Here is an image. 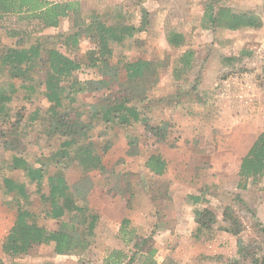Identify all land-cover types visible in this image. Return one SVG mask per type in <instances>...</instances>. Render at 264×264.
Here are the masks:
<instances>
[{
	"label": "rangeland",
	"instance_id": "1",
	"mask_svg": "<svg viewBox=\"0 0 264 264\" xmlns=\"http://www.w3.org/2000/svg\"><path fill=\"white\" fill-rule=\"evenodd\" d=\"M79 1L85 15L96 12L104 18L106 16L109 23H112L116 13L125 12L126 19L123 21L139 26L141 8L148 11V23L141 32L126 37L122 44H112V61L115 63L121 57L133 59L142 56L156 62L159 80L149 91V98H155V101L152 103L153 110L147 113L149 118L169 122L172 129L165 141H158L141 126L132 128L133 135L140 138L135 154L128 152L126 128L119 130L117 136L106 134L103 140L96 139V148L104 155L109 171L89 172L93 185L87 189V203L100 219L94 242L87 249L56 254L52 246L43 244L34 247L29 254L14 260L6 259L7 262L107 264L114 258L113 251L119 249L127 254L124 258L126 262L130 260V264H143L138 256L129 259L138 249L133 242L123 239L120 225L125 217H129V227L147 238L145 250L150 247L157 249L155 259L158 262L247 264L250 259L237 254V237L223 229L227 226L223 219L227 205L233 207L243 222L245 227L241 236L245 243L250 244L251 251L264 254L261 229L264 226V177L248 180L243 188L239 186L238 173L243 155L264 130V25L258 29L239 30L205 27L202 18L206 0ZM219 2L236 12L258 13L264 20V0ZM73 20L74 15L70 13L60 20L58 27L33 34H69L76 30ZM10 21L5 20L12 28L27 26L25 22ZM28 26L31 29L38 25L31 22ZM171 31L185 35L183 47L176 48L168 42ZM21 39L25 40V37ZM94 46L93 40L83 36L80 49L76 52V58L84 63L77 75L90 83L87 91L80 95V104L88 108L90 104L107 105L106 97L112 94L111 90L103 88L97 69L87 64L86 52ZM187 47L197 51L195 68L178 85L172 69L178 52ZM168 56L170 67L164 65ZM230 56H235L236 60L225 59ZM177 94L180 102L176 107L168 105L178 100L174 98ZM20 101L16 99L12 106H16V110L23 107L20 114H27L28 108H31L29 102ZM143 101L145 103L147 99ZM12 115L11 124L17 119L14 111ZM5 124L0 123V131L7 126L15 128L10 123ZM27 130L28 135L21 133L19 147L27 159L35 163L38 157L50 154L53 143L39 136L34 129ZM52 141L56 143V140ZM153 153L163 155L168 161V169L162 176L153 174L147 166V157ZM8 158L0 140V184L3 183L4 172L13 177L23 174L22 170L2 169L3 162ZM49 169L52 173L64 172L70 183H75L82 175V170L75 165L63 169L62 165L52 163ZM112 169V175L116 177L114 184L105 182ZM150 185L161 187L162 193L157 200L148 193ZM35 188V184L28 185L31 199L26 205L42 209L43 199ZM202 193L201 201L192 198L194 195L202 197ZM10 200L11 197L0 188V215H5L8 225L13 223L17 208ZM5 202H9L12 209ZM198 208L212 218L210 229L198 230ZM149 209L150 215L145 213ZM39 222L48 228L58 226V220L49 217L41 216Z\"/></svg>",
	"mask_w": 264,
	"mask_h": 264
},
{
	"label": "trees",
	"instance_id": "2",
	"mask_svg": "<svg viewBox=\"0 0 264 264\" xmlns=\"http://www.w3.org/2000/svg\"><path fill=\"white\" fill-rule=\"evenodd\" d=\"M219 1L206 0L202 18L205 27L229 30L263 27L264 20L260 14L236 12ZM140 11L141 23L136 26L123 21L126 19L125 12L116 13L112 23L96 12L85 15L79 0H0V123L10 125L14 119L13 111L17 117L11 124L15 128L7 126L0 131L1 144L9 155L2 169L22 170L23 173L20 177H13L4 172L3 183L0 184L3 193L11 197L12 206H17L13 224L2 242L0 264H14L6 259L14 260L29 254L34 247L43 244L52 246L56 254H64L85 250L94 242L100 216L87 203V189L93 185L89 172L109 171L104 155L96 148V139L103 140L106 134L117 136L119 130L126 128L130 147L128 152L135 154L140 141L131 132L135 126H141L158 141L168 138L172 125L154 117L149 118L147 113L153 110L152 103L155 101V98H149V91L159 80L156 62L142 56L133 59L121 57L115 63L112 61L113 45L122 44L126 37L134 36L147 25L148 11L145 8ZM70 13L74 15V32L46 36L33 34L49 27H58L60 20ZM12 19L17 23L25 22L27 26L12 28L5 22ZM31 22H36L39 27L29 29ZM83 36L95 43L86 52L87 64L97 69L103 88L112 92L111 96L106 97L107 105L88 104V108L80 104V95L87 91L90 84L77 75L84 65L82 60L76 58ZM21 37H25V40ZM167 40L172 46L180 48L185 43V35L171 31ZM196 53L192 47L178 52L172 69L178 85L195 68ZM225 59L234 61L236 57ZM164 65L170 67L169 56ZM177 96L179 94L174 98L178 100L168 105L176 107L180 102ZM16 99L29 102L31 108H28L27 114H20L23 107L16 110V106H12ZM144 99H147L145 103ZM27 128L34 129L39 136L53 143L50 154L38 157L35 163L28 160L19 147L22 143L21 133L28 135ZM52 140H56V143ZM147 158V166L153 174L162 176L166 173L168 161L163 155L153 153ZM52 163L62 165L63 169H68L70 165L78 166L82 175L75 183H70L64 172L50 171ZM109 173L105 182L114 184V170ZM238 173L239 186L243 188L248 180L264 177V130L243 155ZM30 183L35 184V191L43 199L44 208L33 209L26 205L31 199L28 191ZM154 187L150 185L148 193L157 200L162 193L161 187ZM201 195L192 198L201 201L204 194ZM5 203L12 209L9 202ZM41 216L58 220V226L48 228L41 224ZM223 219L227 223L224 231L237 237L238 256L250 259L247 264H264V254L252 252L250 244L245 243L241 236L245 226L232 206H226ZM196 221L199 231L210 229L213 224L212 218L199 208L196 210ZM129 225V217H125L120 225L123 239L133 242L138 249L129 259L138 256L143 264L174 263L171 260L158 262L155 259L157 249L150 247L146 251L147 238ZM261 229L264 235V226ZM112 256L113 260L107 264L131 262L124 260L127 254L119 249L114 250Z\"/></svg>",
	"mask_w": 264,
	"mask_h": 264
},
{
	"label": "crops",
	"instance_id": "3",
	"mask_svg": "<svg viewBox=\"0 0 264 264\" xmlns=\"http://www.w3.org/2000/svg\"><path fill=\"white\" fill-rule=\"evenodd\" d=\"M13 37H11V43L13 44V39H12ZM12 81V80H11ZM0 83H1V80H0ZM16 84H17V82H15ZM10 208V207H9ZM151 210L149 209V211H147V212H145L146 214H148V215H150L151 214V212H150ZM155 213V212H154ZM137 214H139V213H137ZM14 221V220H13ZM134 222V221H133ZM139 223V222H138ZM12 222H11V224L10 225H8V222H6V218H5V215L3 214V215H0V257H2L3 256V249H2V242H3V239H4V237H5V235L7 234V232L9 231V228H10V226H12ZM4 226H6L7 228L4 230L3 229V227Z\"/></svg>",
	"mask_w": 264,
	"mask_h": 264
}]
</instances>
